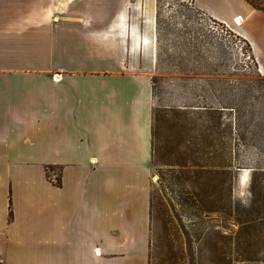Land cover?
I'll return each instance as SVG.
<instances>
[{
	"label": "crops",
	"instance_id": "obj_1",
	"mask_svg": "<svg viewBox=\"0 0 264 264\" xmlns=\"http://www.w3.org/2000/svg\"><path fill=\"white\" fill-rule=\"evenodd\" d=\"M84 1L0 0V264H149L154 17ZM194 4L264 76V11Z\"/></svg>",
	"mask_w": 264,
	"mask_h": 264
},
{
	"label": "rangeland",
	"instance_id": "obj_2",
	"mask_svg": "<svg viewBox=\"0 0 264 264\" xmlns=\"http://www.w3.org/2000/svg\"><path fill=\"white\" fill-rule=\"evenodd\" d=\"M81 8L154 17L149 264L264 262L256 241L264 226L240 223L253 173L264 170V76L248 44L194 0H85ZM205 108L221 119L207 118L199 137ZM249 243L256 261L241 262Z\"/></svg>",
	"mask_w": 264,
	"mask_h": 264
},
{
	"label": "trees",
	"instance_id": "obj_3",
	"mask_svg": "<svg viewBox=\"0 0 264 264\" xmlns=\"http://www.w3.org/2000/svg\"><path fill=\"white\" fill-rule=\"evenodd\" d=\"M252 6L261 9L264 11V7H259L256 4L253 3L252 0H247ZM202 112H199V116H201V124L198 127L199 137L206 136V132L208 130L207 126V118H213L216 122H219L221 119V113L217 110H212L210 108H205L201 110ZM153 138V134H152ZM153 151V150H152ZM49 168H46V172H48ZM253 181L251 185V193L252 198L250 201V204L248 207L244 208V218H241L240 223L245 226V229L251 228L254 224L262 225L264 226V170L255 171L253 173ZM151 201V199H150ZM151 207V203H150ZM240 218V217H239ZM249 240V239H248ZM259 243H264V237L262 239H257ZM261 241V242H260ZM252 243H249L246 248L244 249L245 255L243 256L240 254L241 262H252L256 261L255 256H252V249L250 246H252ZM261 244H259V247ZM258 247V248H259ZM262 248V247H261ZM256 253V252H255Z\"/></svg>",
	"mask_w": 264,
	"mask_h": 264
},
{
	"label": "built area",
	"instance_id": "obj_4",
	"mask_svg": "<svg viewBox=\"0 0 264 264\" xmlns=\"http://www.w3.org/2000/svg\"><path fill=\"white\" fill-rule=\"evenodd\" d=\"M239 18H234L233 19V23L236 24V21L238 20Z\"/></svg>",
	"mask_w": 264,
	"mask_h": 264
},
{
	"label": "bare ground",
	"instance_id": "obj_5",
	"mask_svg": "<svg viewBox=\"0 0 264 264\" xmlns=\"http://www.w3.org/2000/svg\"><path fill=\"white\" fill-rule=\"evenodd\" d=\"M236 24L237 25L240 24V18L236 21Z\"/></svg>",
	"mask_w": 264,
	"mask_h": 264
}]
</instances>
